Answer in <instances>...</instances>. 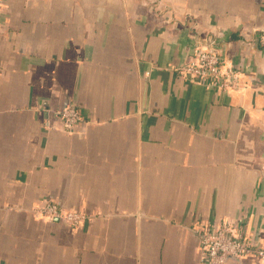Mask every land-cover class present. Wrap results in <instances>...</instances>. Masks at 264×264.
<instances>
[{
  "label": "crops",
  "instance_id": "0c3cea01",
  "mask_svg": "<svg viewBox=\"0 0 264 264\" xmlns=\"http://www.w3.org/2000/svg\"><path fill=\"white\" fill-rule=\"evenodd\" d=\"M263 26L264 0H0V264H208L225 219L264 246ZM210 37L240 89L178 74Z\"/></svg>",
  "mask_w": 264,
  "mask_h": 264
},
{
  "label": "built area",
  "instance_id": "2783aa9c",
  "mask_svg": "<svg viewBox=\"0 0 264 264\" xmlns=\"http://www.w3.org/2000/svg\"><path fill=\"white\" fill-rule=\"evenodd\" d=\"M264 37V26L259 29ZM178 74L210 89L230 91L240 89L241 69L226 61L218 52L217 39L210 37L205 43L195 47L193 55L185 63L175 67ZM62 128L72 131L80 122L81 115L76 106L66 105L58 111ZM35 212L49 220H62L77 225L87 219L86 215L72 210H64L56 203L46 202L35 207ZM242 219H225L215 226L197 229L201 246V260L208 264H224L229 258H242L254 255L264 260V246L256 245L247 238L240 225Z\"/></svg>",
  "mask_w": 264,
  "mask_h": 264
},
{
  "label": "trees",
  "instance_id": "16d2710c",
  "mask_svg": "<svg viewBox=\"0 0 264 264\" xmlns=\"http://www.w3.org/2000/svg\"><path fill=\"white\" fill-rule=\"evenodd\" d=\"M218 48H219V47H218ZM218 52H220V54H222L220 50H218ZM222 56H223V55H222Z\"/></svg>",
  "mask_w": 264,
  "mask_h": 264
}]
</instances>
